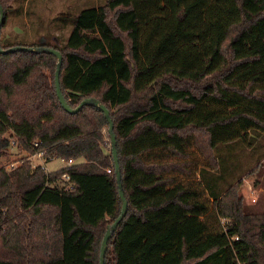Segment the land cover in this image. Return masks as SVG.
Returning <instances> with one entry per match:
<instances>
[{"label":"trees","instance_id":"16d2710c","mask_svg":"<svg viewBox=\"0 0 264 264\" xmlns=\"http://www.w3.org/2000/svg\"><path fill=\"white\" fill-rule=\"evenodd\" d=\"M12 2L0 0L2 27ZM72 22L52 46L60 89L70 107L95 97L109 109L127 200L104 264H264V212L242 182L214 195L200 177L218 143L264 132V0H106ZM46 59L56 69L49 53H0V149L15 139L73 163L0 167V264H99L121 209L108 123L90 105L62 108Z\"/></svg>","mask_w":264,"mask_h":264},{"label":"rangeland","instance_id":"374dc122","mask_svg":"<svg viewBox=\"0 0 264 264\" xmlns=\"http://www.w3.org/2000/svg\"><path fill=\"white\" fill-rule=\"evenodd\" d=\"M106 0H13L6 14L5 24L1 29L0 40L3 44L17 43L20 46H37L40 41L49 46H63L72 29V18L83 8L104 5ZM21 28L18 35H13L10 28ZM10 34L8 39L6 35ZM234 33H231L232 37ZM228 42L224 44L227 47ZM47 45V46H48ZM227 53V52H226ZM47 61L48 68L40 66L39 70L49 82L54 75L55 61ZM179 85L198 93L201 85L187 80L178 81ZM103 144L109 149L107 127L102 128ZM8 135V134H6ZM203 137L199 141L203 142ZM204 143V142H203ZM218 162L213 170L202 169L200 177L212 194H221L230 185L242 182L240 194L244 202L254 212H264V132L251 130L245 140L218 143L214 150ZM28 153L20 147L9 145L0 149V167L9 172L11 162L19 165L28 158ZM31 165L41 163L33 158ZM67 164L64 160L54 158L45 162L48 171H55ZM256 183V184H255ZM3 247L0 238V258Z\"/></svg>","mask_w":264,"mask_h":264},{"label":"water","instance_id":"95a60500","mask_svg":"<svg viewBox=\"0 0 264 264\" xmlns=\"http://www.w3.org/2000/svg\"><path fill=\"white\" fill-rule=\"evenodd\" d=\"M3 23H4V10L2 6L0 5V30H1ZM42 44H43V40L40 41L39 45L37 46L14 45V46H11L5 49L0 47V53L26 51V52H34V53L44 52V53H49V54L54 55L56 57L54 86H55V92H56L58 101L60 105L62 106V108L66 112L72 114V113H76L82 106L90 105V106L95 107L98 111H101L108 123L109 142H110L112 159L114 163V172H115V177H116V182H117V187H118V194H119V198L121 201V209H120L118 216L114 219V221L106 227L105 233L101 240L100 251H99V264H104V256H105V252L107 249L108 240L112 236L114 230L116 229L117 225L121 222V220L123 219L127 211V200L125 199L123 189H122L120 166L118 162V155H117V149H116V137L113 131V122L110 117V111L105 105H103L95 97H86L82 99L76 107L74 108L70 107L61 92L60 84H59V73H60V67L62 63V55L57 49L44 46Z\"/></svg>","mask_w":264,"mask_h":264},{"label":"built area","instance_id":"2783aa9c","mask_svg":"<svg viewBox=\"0 0 264 264\" xmlns=\"http://www.w3.org/2000/svg\"><path fill=\"white\" fill-rule=\"evenodd\" d=\"M10 145H12V146H17V142H16V140L15 139H11L10 140ZM35 145H37V143H35ZM29 157L27 158V160H29L30 162L32 161V159L33 158H38V159H40V161H41V163H39V164H35V165H32V167H35V166H37V165H39L45 172H49L48 170H47V168H46V165H45V160H44V156H43V152L42 151H40V152H37V153H35V154H32V155H28ZM67 165H71L72 163H73V161L72 160H68L67 162ZM18 165H14V163L13 162H11L10 163V165H9V170H12V169H14L15 167H17ZM63 178H65V179H68V176L66 175V174H64L63 175Z\"/></svg>","mask_w":264,"mask_h":264},{"label":"crops","instance_id":"0c3cea01","mask_svg":"<svg viewBox=\"0 0 264 264\" xmlns=\"http://www.w3.org/2000/svg\"><path fill=\"white\" fill-rule=\"evenodd\" d=\"M10 30H11V32L13 33V35H18L20 32H21V28L20 27H18V26H16V25H12L11 26V28H10ZM9 36H10V34H8V35H6V37H5V39H8L9 38ZM51 161V160H50ZM84 160H82V159H79V160H77V161H75V163H77V162H83ZM49 162V161H48ZM67 164H65L63 167H65ZM63 167H61V168H63ZM61 168H59V169H61ZM58 170V169H57ZM49 172H51V171H49Z\"/></svg>","mask_w":264,"mask_h":264}]
</instances>
